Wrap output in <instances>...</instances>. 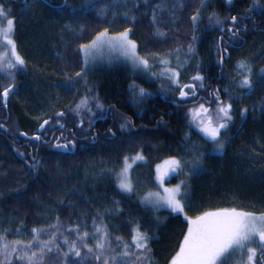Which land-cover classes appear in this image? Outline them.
I'll list each match as a JSON object with an SVG mask.
<instances>
[{
  "label": "trees",
  "instance_id": "trees-1",
  "mask_svg": "<svg viewBox=\"0 0 264 264\" xmlns=\"http://www.w3.org/2000/svg\"><path fill=\"white\" fill-rule=\"evenodd\" d=\"M0 5L15 19L12 38L25 62L0 74V92L15 85L7 109L0 98V235L8 242L27 243L33 228L43 229L39 240L53 243L40 264H101L95 250L88 253L83 244L81 257L64 256L65 238L77 239L72 226L90 233L84 243L93 247L99 225L107 233L104 255L117 256V264H169L186 233V217L225 207L264 212V81L251 79L252 88H241L240 80L250 73L238 68L244 62L252 73L264 69V0L255 5L253 0H205L203 5L201 0H93L86 6L78 0H0ZM125 29L149 62L145 73L124 64L83 68L81 45L105 30L113 35ZM162 60L180 73L179 85L160 75ZM197 74L203 81H192ZM189 83L203 84L198 94L220 90L211 109L220 101L232 105V120L218 137L222 149L191 121L189 110L197 103L179 105L188 100L180 99L179 87ZM84 99L91 114L85 105L76 108ZM107 107L117 119H107L108 128L97 131ZM242 109H247L243 116ZM45 120L50 121L40 133L45 143L37 142L31 137ZM60 127L68 149L55 147ZM137 154L144 157L134 166L142 170L144 185L159 162L181 161L182 171L168 182H184L183 214L144 206L139 189H119L114 174L125 156ZM89 165L104 176L84 178L82 169ZM138 178L132 173L134 183ZM134 228L148 236L150 251L132 245L120 257L124 245L132 244ZM261 256L264 251L258 249L256 264ZM13 264L26 262L14 257Z\"/></svg>",
  "mask_w": 264,
  "mask_h": 264
},
{
  "label": "snow or ice",
  "instance_id": "snow-or-ice-1",
  "mask_svg": "<svg viewBox=\"0 0 264 264\" xmlns=\"http://www.w3.org/2000/svg\"><path fill=\"white\" fill-rule=\"evenodd\" d=\"M205 0H201L203 5ZM231 3V0H227ZM253 4H257V0H253ZM252 9L250 8L249 11ZM199 18V13L192 16V21L195 23ZM6 19V25L2 24V21ZM155 20V17H153ZM233 24L237 21V17H231ZM217 24L221 22L216 21ZM15 30V19L10 17V15L4 10L3 6L0 5V46L10 47L11 58L8 59L7 68H15L17 66H23L24 60L20 57L16 51L15 40L12 38ZM223 30V29H222ZM227 31L235 36V31L232 28H228ZM130 29H125L121 32L115 40L107 41L109 44L119 47L124 51V53L133 60L134 63L142 65L145 69L149 68V62L147 59H143L136 56V44L134 41L128 39ZM158 35H163V33H157ZM107 36V30L103 33H99L97 38L92 42L91 45H81L80 49L85 53L87 57L92 50H94L98 44L103 42L104 38ZM195 40V36H193ZM192 46H189L188 51L191 52ZM227 49H225V53ZM4 55H7L5 53ZM3 56H0V60ZM223 55H221L220 63H223ZM87 59L85 63H87ZM162 64L167 65V60H162ZM239 69H247V72H251V69L244 62L238 64ZM83 69H81V72ZM81 72H77L76 76H80ZM264 73V69H261ZM11 73L9 76L11 77ZM155 75V73L153 74ZM160 75H168L172 84L179 85V75L180 73L172 68H166V70ZM203 77L199 74L192 77V81H203ZM197 87H203V84L196 85L195 83L185 84L179 87L180 98H187L190 95L192 97L196 96ZM240 87L245 89H250L252 87V81L247 73L243 75L240 80ZM15 85L9 84L4 87L2 92H0V98L6 106L7 98L10 93L14 91ZM226 91V90H225ZM145 90L140 89V95H145ZM211 95L215 96L219 101L220 90H216ZM88 103L87 99H84L76 106L77 109L86 105ZM97 105V108H100ZM215 111V119L212 118V114L209 110L201 104L198 108H193L191 110L192 121L196 123V126L203 133L208 140L216 143L218 149H222L224 145L219 142L218 137L220 136L221 129H225L228 123L232 120L231 111L232 105L230 103L220 101L217 109ZM247 109L241 110V116L245 114ZM64 113H57V116H63ZM50 121L45 120L40 124V128L43 129ZM58 122V121H57ZM35 139L39 140L40 137L36 136ZM59 139V138H57ZM56 148L68 149V144H56ZM203 155V154H201ZM129 160L132 163H129ZM144 157L137 154L134 157H124V165L121 171L117 174V179L119 181L118 187L121 191L131 192L133 190V185L129 179V170L137 161H143ZM198 164V161L196 162ZM195 167V165H194ZM182 171V163L175 157L169 158L163 161L162 164L156 166L157 176L156 179L162 186L164 184L165 178L171 176L174 173ZM184 182L181 181L173 188H163V195L159 192L149 193L144 199L149 203H155L159 206H164L169 208L173 213H182L184 211V205L181 203V185ZM189 228L185 234L183 241L180 244L179 251L172 258L170 264H223L224 258L229 255L235 249H244L249 242H252L256 238L259 240V248L264 251V213L257 216L252 213L238 212L235 209H221L216 212H206L195 219L187 218ZM51 227L56 228L57 225H52ZM79 225L72 226L69 231L77 233V239L69 241L65 238V244L68 245V251L64 253L65 258L74 255L75 257H81V247L87 248L88 253H93L95 250V259L100 261L101 264H117V256H106L104 252L106 250L107 233L103 232L102 227L97 225L95 227V235L97 242L93 247H88L84 243L86 237L91 234L88 232L81 233L79 231ZM43 229L33 228L32 238L25 243L21 240H15L8 242L6 237L0 235V264H13V258L16 260L25 261L26 264H40L44 258L45 252H50L52 249L49 244L53 241L39 240V234ZM120 238L117 237V240ZM148 236L145 233H141L138 228L133 229L132 234V244H125L124 251L118 253L120 257L127 256L131 251L132 245L136 249L143 250L145 253L150 251L147 247ZM79 242V243H78ZM39 248L38 252L32 251L33 247ZM257 248L248 247L247 248V261L246 264H256L257 260ZM140 259V257H137ZM261 264H264V256L260 257Z\"/></svg>",
  "mask_w": 264,
  "mask_h": 264
},
{
  "label": "rangeland",
  "instance_id": "rangeland-1",
  "mask_svg": "<svg viewBox=\"0 0 264 264\" xmlns=\"http://www.w3.org/2000/svg\"><path fill=\"white\" fill-rule=\"evenodd\" d=\"M78 1H79L80 5L86 6L89 3H91L93 0H78ZM120 33L113 34V35L107 34V36L104 38L103 42L98 44V46L94 50H92L87 57L85 56V53L81 51L82 57H83V68L84 69H90V68H92L94 66L96 67V66H100V65H105V66L109 67V66H114L116 64H125V65L129 66L131 68V70L134 71L135 73H138V74L145 73L147 71V69H145L142 65L134 63L133 60L130 58V56L126 55L124 53V51L119 47L118 44L113 46V45H111V44H109L107 42V41H110V40H115V38H117ZM97 36L98 35H96L94 37V39L89 44H86V45H91L92 42L97 38ZM128 39L130 41H133L129 36H128ZM5 53H7V55H4ZM0 56H3V59L0 60V74L1 75H5V70H6V66H7V62H8L7 60H8V58H10V48L9 47H5V46H0ZM136 56L142 58L138 54L137 47H136ZM86 59L88 61L87 63H85ZM166 68H167V65H165V68H163L161 70V73L164 72L166 70ZM249 73H252V71L249 72ZM253 79H254V81H256L257 84H260L261 82L264 81V73H261V71L258 72V73L257 72L253 73ZM89 104L90 103H88V105L87 104L85 105V109H86L87 113L91 114L89 112V110L92 109V108H91V106H89ZM201 104H203V103L195 104L196 106L193 105V106H195L193 108H198ZM218 104L216 103L214 105L213 109H211L208 105L203 104L204 107L209 110V113L212 114V118L213 119H215V111L214 110L217 109ZM192 109L189 110V117H190L191 121H192V115H191V110ZM193 124L196 126V123H193ZM196 128L199 130V128L197 126H196ZM200 133L203 135V133L201 131H200ZM205 138H207V137H205ZM132 157H134V156H132ZM167 159H169V158H167ZM167 159H165V160H167ZM165 160H163V161H165ZM163 161L159 162L158 164H162ZM139 162H141V161H137L133 165V167L129 170V179H130V181H131V183L133 185V190H136V189L141 190V193H140L139 198H138L139 202L141 204H143L144 206H148V207H151V208H154V209H166V210L171 211L169 208L164 207V206H159V205L155 204L154 202L153 203H149V202L145 201L144 198L149 193H157V192H159L161 195H163V188H173L177 184H179V183H169L168 182V179L172 175H174L175 173L172 174L169 177H166L165 181H164V184L161 186L160 183L156 179V176H157L156 166L158 165V164H156L155 167H154V175L152 177V180L150 182L148 181L149 185H144V184H142L141 179H140L141 176H142V174H141L142 170H139V169L137 170L136 168H134V166L137 163H139ZM129 163H132V161L129 160ZM123 165H124V159L122 161L121 166L117 169L116 173L114 174V177H115V180L117 182V185L119 183V181L117 179V174L121 171ZM134 172H135L136 176L139 177L138 181L135 182V183H134V180L132 179V173H134ZM82 174H83L84 178L85 177H89L92 180L96 179V178H102L104 176L103 172L101 170L99 171L98 169H96V165H93V167H92V165H89L88 167H84L82 169ZM125 193H130V192H125ZM43 208L45 210L51 209V207H47V206H43ZM221 209H235L238 212L252 213V214H255L257 216H259L262 213H264V212L253 213V212L245 211V210H242V209H239V208H235V207H225V208L207 209V210H205V211H203V212H201V213H199V214H197V215H195L193 217H187V218L195 219L196 217L201 216L202 214H204L206 212H216V211L221 210ZM180 214H183V212L180 213ZM185 220L187 221L186 218H185ZM188 228H189V224L187 222L186 233L188 231ZM185 234H184V236H185ZM184 236H183V238H184ZM182 241H183V239H182ZM248 247L257 248V250L260 249L259 248V240H258V238H256L252 242H249L244 249H235V250H233L229 255H227L224 258L223 264H246V261H247V248ZM178 251H179V249H178ZM171 260H170V262H171ZM170 262H169V264H170Z\"/></svg>",
  "mask_w": 264,
  "mask_h": 264
},
{
  "label": "flooded vegetation",
  "instance_id": "flooded-vegetation-1",
  "mask_svg": "<svg viewBox=\"0 0 264 264\" xmlns=\"http://www.w3.org/2000/svg\"><path fill=\"white\" fill-rule=\"evenodd\" d=\"M10 48V47H9ZM16 51H17V48H16ZM17 53H18V51H17ZM18 55L20 56V54L18 53ZM21 57V56H20ZM10 58H11V50H10ZM9 59V58H8ZM8 61V60H7ZM261 71V70H260ZM250 79H253V73H250ZM252 77V78H251ZM254 80V79H253ZM253 85V84H252ZM253 87V86H252ZM251 87V88H252ZM214 91H216V89L215 88H213V92ZM211 93H212V91L211 90H209L208 92H206L205 93V95L204 94H198V92L196 91V96L195 97H192L191 95L189 96V97H187V98H180L182 101H184V100H186V99H188L187 101H184V102H181V103H179V105L180 104H182V105H186V104H194V103H197V104H199L200 102L201 103H207V105L209 106L210 104H211V101H212V98H213V95H211ZM194 100H193V99ZM172 104V103H171ZM176 104H178V103H176ZM113 117H115V115H114V113L113 112H111V111H109V108L107 107L106 108V110H105V113H104V115H103V120L102 121H100V123L95 127V130H100L101 131V129H107L108 127V124H107V119L110 121L109 123H113V121H114V119H113ZM151 117V116H150ZM149 117V118H150ZM116 119H117V117H115ZM148 118V117H147ZM137 122H139V124H141V123H144L143 121H142V119H138V120H136ZM144 121H146V118H144ZM63 131H65L62 127H60L59 128V132L57 133L58 135H56L55 136V133H56V131H53L52 132V134L49 136V139L51 140L52 138H53V136H55V142H58V144H67V143H69L67 140H66V136H63L62 134H63ZM44 135L46 136L47 135V133H44ZM57 138H59V139H57ZM40 141H42V140H40ZM54 142V143H55ZM56 144V143H55Z\"/></svg>",
  "mask_w": 264,
  "mask_h": 264
},
{
  "label": "water",
  "instance_id": "water-1",
  "mask_svg": "<svg viewBox=\"0 0 264 264\" xmlns=\"http://www.w3.org/2000/svg\"><path fill=\"white\" fill-rule=\"evenodd\" d=\"M226 57H227V55H226ZM7 100H8V98H7ZM3 105H4V108L7 109V102H6V106H5L4 102H3ZM42 123H43V122H42ZM43 129H44V128H43ZM43 129H41L40 126H39V128L37 129V133H38V134L33 135L31 138H32L33 140L39 142V141L41 140L40 133L42 132ZM36 136H39L40 139H39V140L35 139ZM43 143H45V142H43Z\"/></svg>",
  "mask_w": 264,
  "mask_h": 264
},
{
  "label": "bare ground",
  "instance_id": "bare-ground-1",
  "mask_svg": "<svg viewBox=\"0 0 264 264\" xmlns=\"http://www.w3.org/2000/svg\"><path fill=\"white\" fill-rule=\"evenodd\" d=\"M262 63V62H261ZM259 64V63H258ZM108 127V126H107ZM109 132V131H108ZM200 145V144H199ZM206 147V146H205ZM141 149V148H140ZM156 152V151H155ZM158 152V151H157ZM201 152V151H200ZM205 153V152H204ZM191 165V164H190ZM198 201V200H197ZM200 201V200H199ZM188 203V202H187ZM256 212V211H255ZM263 212V211H262ZM88 218V217H87ZM43 219V218H42ZM41 220V219H40Z\"/></svg>",
  "mask_w": 264,
  "mask_h": 264
}]
</instances>
